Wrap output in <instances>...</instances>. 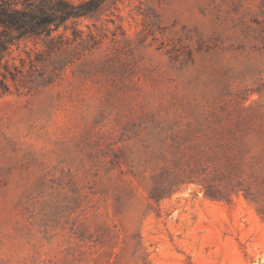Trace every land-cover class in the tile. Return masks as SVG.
Returning a JSON list of instances; mask_svg holds the SVG:
<instances>
[{
	"label": "rangeland",
	"instance_id": "1",
	"mask_svg": "<svg viewBox=\"0 0 264 264\" xmlns=\"http://www.w3.org/2000/svg\"><path fill=\"white\" fill-rule=\"evenodd\" d=\"M66 25L0 86V264H264V0Z\"/></svg>",
	"mask_w": 264,
	"mask_h": 264
},
{
	"label": "trees",
	"instance_id": "2",
	"mask_svg": "<svg viewBox=\"0 0 264 264\" xmlns=\"http://www.w3.org/2000/svg\"><path fill=\"white\" fill-rule=\"evenodd\" d=\"M106 0H0V86L6 90V81H16L22 74L20 65L14 63V51L21 44L51 37L60 27L66 28L68 21L90 18ZM73 30L74 38L78 37Z\"/></svg>",
	"mask_w": 264,
	"mask_h": 264
}]
</instances>
